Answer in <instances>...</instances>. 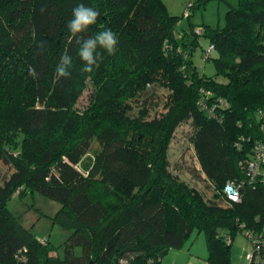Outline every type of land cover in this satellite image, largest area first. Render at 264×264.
<instances>
[{
  "label": "trees",
  "instance_id": "1",
  "mask_svg": "<svg viewBox=\"0 0 264 264\" xmlns=\"http://www.w3.org/2000/svg\"><path fill=\"white\" fill-rule=\"evenodd\" d=\"M81 4L98 16L73 35ZM178 18L163 0H0V162L10 170L0 178V264H160L195 230L205 264H231L237 232L251 241L264 229V160L253 176L247 169L264 144V0H237L223 26L200 27L214 75L197 72V33L177 36ZM106 29L114 53L98 46L83 71L82 42ZM65 54L67 77L57 72ZM154 87L165 93L151 115ZM184 122L212 197L169 169ZM226 182L238 202L226 199ZM34 192L60 203L51 221L69 230L61 258L6 205Z\"/></svg>",
  "mask_w": 264,
  "mask_h": 264
},
{
  "label": "rangeland",
  "instance_id": "2",
  "mask_svg": "<svg viewBox=\"0 0 264 264\" xmlns=\"http://www.w3.org/2000/svg\"><path fill=\"white\" fill-rule=\"evenodd\" d=\"M168 12L178 16L176 23L177 36L181 37L182 33L193 31L198 39V44L195 46L192 53V61L197 72L205 75H214L215 66L211 59H205L204 53L209 45V41L203 33L198 35L200 27L205 28L206 25L221 27L224 25L225 12L231 5L235 6L237 0H163ZM187 11L189 17H187ZM192 32V31H191ZM184 40L190 41L191 36L186 35ZM216 55L215 51L211 52V58ZM218 79L224 78L218 76ZM153 93V102L157 104L151 107L150 114L162 109V97L165 90L162 87H154L150 89ZM88 91L85 90L80 97L77 106H83L87 98ZM192 127L189 122H184L178 126L173 138L168 146L169 169L177 174L181 179L189 184H195L206 197H212L213 186L204 178V175L199 171V165L193 147L190 142V133ZM95 142L93 146H95ZM88 156L84 158V162L91 158L93 151L89 150ZM83 162V163H84ZM7 165L0 162V178L9 174ZM10 212L15 215L19 222L26 228H29L37 237L36 239L47 240L50 243L58 246L57 253L63 257V248L61 243L68 236L69 230L64 229L58 224H53L51 218L54 213L59 210L60 203L51 198H48L38 192L26 193L23 196L12 195L6 202ZM60 245V246H59ZM74 253L79 255L81 248L76 246ZM176 249H172L162 257L164 263L170 264H205L207 249L203 232L192 231L188 240L181 247V252L175 254ZM251 251V241L245 235L244 231L237 232L233 238L230 250L231 264H248L247 254ZM177 255V256H176ZM162 261L160 262V264Z\"/></svg>",
  "mask_w": 264,
  "mask_h": 264
},
{
  "label": "clouds",
  "instance_id": "3",
  "mask_svg": "<svg viewBox=\"0 0 264 264\" xmlns=\"http://www.w3.org/2000/svg\"><path fill=\"white\" fill-rule=\"evenodd\" d=\"M73 16L74 19L69 22L68 28L73 35H76L95 23L98 13L92 8L85 7L81 4L73 9ZM76 42L81 44L79 39ZM117 43L116 34L110 29L99 32L94 38L85 39L79 50V56L85 62L83 71L91 72L92 66L97 64L96 50L98 46L107 50L109 54H113ZM70 65L71 57L66 54L63 55L61 57V63L57 68L58 74L64 77L69 76L70 73L66 71V67L68 68Z\"/></svg>",
  "mask_w": 264,
  "mask_h": 264
},
{
  "label": "built area",
  "instance_id": "4",
  "mask_svg": "<svg viewBox=\"0 0 264 264\" xmlns=\"http://www.w3.org/2000/svg\"><path fill=\"white\" fill-rule=\"evenodd\" d=\"M211 48V47H210ZM258 149L256 159L254 161H250L248 166V173L253 176L255 174V169L257 167V163L259 164L260 160H264V144L258 145L256 147ZM262 158V159H260ZM223 193L230 202H238L240 200V195L237 187L232 182H226L223 187ZM251 238V251L247 254L248 261L251 264H264V229H262L259 233L250 235Z\"/></svg>",
  "mask_w": 264,
  "mask_h": 264
},
{
  "label": "crops",
  "instance_id": "5",
  "mask_svg": "<svg viewBox=\"0 0 264 264\" xmlns=\"http://www.w3.org/2000/svg\"><path fill=\"white\" fill-rule=\"evenodd\" d=\"M180 250H181V248H180V249H176V251H174V252H175V253H174V256H175V254H178L177 252H181ZM171 251H172V249H170V250L168 251V253L171 252ZM168 253H167V255H168ZM176 256H177V255H176ZM161 261H162L161 264H167V263H164V259L161 260ZM168 264H170V263H168Z\"/></svg>",
  "mask_w": 264,
  "mask_h": 264
},
{
  "label": "water",
  "instance_id": "6",
  "mask_svg": "<svg viewBox=\"0 0 264 264\" xmlns=\"http://www.w3.org/2000/svg\"><path fill=\"white\" fill-rule=\"evenodd\" d=\"M92 264V263H91Z\"/></svg>",
  "mask_w": 264,
  "mask_h": 264
}]
</instances>
